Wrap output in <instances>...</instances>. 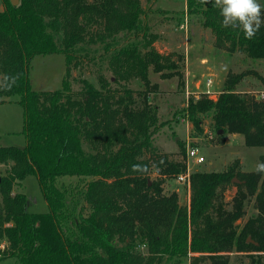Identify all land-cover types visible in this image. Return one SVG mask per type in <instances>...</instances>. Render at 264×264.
Listing matches in <instances>:
<instances>
[{
  "label": "trees",
  "instance_id": "16d2710c",
  "mask_svg": "<svg viewBox=\"0 0 264 264\" xmlns=\"http://www.w3.org/2000/svg\"><path fill=\"white\" fill-rule=\"evenodd\" d=\"M2 3L0 100L20 96L27 143L24 148L0 145L1 259L13 264H230L235 253L249 257L247 264H264V173L241 171L236 159L223 171H194L188 205L180 203L178 192H165L166 179L186 171V146L180 143L173 157L155 145L162 122L150 100L157 84L149 75L151 69L163 78L177 75L184 86L183 57L156 48L158 34L144 24L142 0ZM186 5L188 15L203 17L218 47L264 59V24L248 40L239 29L222 27L213 3L186 0ZM100 50L111 76L100 73L99 86L83 78L75 90L73 70ZM42 53L65 54L63 88H32L31 61ZM244 76L229 73L217 100L191 97L188 117L202 131L199 115L211 113L219 139L243 135L247 146L264 147V101L237 90ZM133 79L145 89L131 87ZM28 175L38 177L47 212L28 211L23 192ZM62 176L84 179L85 186L66 185ZM232 185L237 191L229 207L225 193ZM252 198L257 213L241 223Z\"/></svg>",
  "mask_w": 264,
  "mask_h": 264
},
{
  "label": "rangeland",
  "instance_id": "374dc122",
  "mask_svg": "<svg viewBox=\"0 0 264 264\" xmlns=\"http://www.w3.org/2000/svg\"><path fill=\"white\" fill-rule=\"evenodd\" d=\"M259 3L264 5V0H259ZM142 4L145 8L144 24L158 34L156 48L164 54L174 53L175 58L183 57V60H179V72L185 79L184 86H180L177 75L163 78L160 73L150 70L151 83L157 84V89L150 94V100L157 105L162 122L154 135L155 145L173 157L179 154L180 143L185 146L189 140L191 144L199 145L206 160L201 164L192 162L191 168L194 171H223L236 159L241 161V171L255 170L262 163L264 147L247 146L243 135L226 134L223 140L219 139L211 113L199 115L203 120V130L198 131L187 114L189 99L195 97V94L187 96L186 84L189 83L193 92L202 91L204 85L201 84L198 88L197 84L211 76L215 80V91L220 93L225 88L229 73L243 72L245 76L237 85V90L257 93L264 89V59H254L243 51L231 52L227 48L218 47L216 36L211 28L205 26L203 17L187 14L186 0H142ZM3 8L0 0V10ZM101 52L100 50L93 60L86 58L79 68L73 70L71 80L75 90L81 88L83 78L99 86L100 73L111 76ZM65 74L66 57L63 53H42L32 58L30 81L34 90L54 91L63 88ZM130 86L136 91L145 89L140 79H133ZM19 100V95L0 100V145L24 148L27 143L24 108ZM208 133H213L214 137L209 138ZM151 177L157 178V174L153 172ZM61 181L72 187H84L86 180H79L76 176H62ZM164 189L166 193L178 192L180 203L188 205L190 190L177 177H168ZM236 191L237 187L232 185L225 193L229 207ZM23 192L27 195L29 212L44 213L49 210L36 175H28L24 179ZM256 213L255 199L252 198L246 203V214L241 223ZM248 261L249 257L246 255L231 253L230 264H247ZM13 263V259L0 258V264Z\"/></svg>",
  "mask_w": 264,
  "mask_h": 264
},
{
  "label": "clouds",
  "instance_id": "9594fccd",
  "mask_svg": "<svg viewBox=\"0 0 264 264\" xmlns=\"http://www.w3.org/2000/svg\"><path fill=\"white\" fill-rule=\"evenodd\" d=\"M220 9L222 27L239 29L245 39L252 40L264 24V5L259 0H202ZM134 170L139 166H133ZM146 170V169H145ZM257 173H264V163L256 166Z\"/></svg>",
  "mask_w": 264,
  "mask_h": 264
},
{
  "label": "built area",
  "instance_id": "2783aa9c",
  "mask_svg": "<svg viewBox=\"0 0 264 264\" xmlns=\"http://www.w3.org/2000/svg\"><path fill=\"white\" fill-rule=\"evenodd\" d=\"M201 84L204 85V89L202 91H197L193 92L190 89L189 83L187 82L186 86V94L189 97L190 94H195V99H200L202 96H207L210 99L217 100L220 93H217L214 89L215 86V80L213 77L209 76L204 79V81L199 82L197 85L198 88L201 87ZM258 100L264 101V89L260 92L253 93ZM188 114V113H187ZM209 138H213L214 134L213 133H208ZM186 146V154H185V161H186V171L184 173H181L178 177L177 180L186 185L188 189L190 190V184H191V175L194 172L192 170L191 165L193 163L201 164L204 162L205 156L202 154V149L199 145L196 144H191L190 141H187Z\"/></svg>",
  "mask_w": 264,
  "mask_h": 264
},
{
  "label": "water",
  "instance_id": "95a60500",
  "mask_svg": "<svg viewBox=\"0 0 264 264\" xmlns=\"http://www.w3.org/2000/svg\"><path fill=\"white\" fill-rule=\"evenodd\" d=\"M14 5H17L19 3V0H11ZM234 181L241 182L238 178H235Z\"/></svg>",
  "mask_w": 264,
  "mask_h": 264
}]
</instances>
